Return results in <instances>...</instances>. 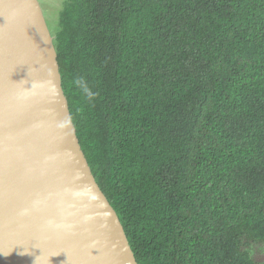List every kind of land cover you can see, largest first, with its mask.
I'll return each instance as SVG.
<instances>
[{
    "label": "trees",
    "instance_id": "1",
    "mask_svg": "<svg viewBox=\"0 0 264 264\" xmlns=\"http://www.w3.org/2000/svg\"><path fill=\"white\" fill-rule=\"evenodd\" d=\"M52 34L138 263L264 264V0H66Z\"/></svg>",
    "mask_w": 264,
    "mask_h": 264
},
{
    "label": "water",
    "instance_id": "2",
    "mask_svg": "<svg viewBox=\"0 0 264 264\" xmlns=\"http://www.w3.org/2000/svg\"><path fill=\"white\" fill-rule=\"evenodd\" d=\"M0 264H139L80 144L39 0H0Z\"/></svg>",
    "mask_w": 264,
    "mask_h": 264
},
{
    "label": "rangeland",
    "instance_id": "3",
    "mask_svg": "<svg viewBox=\"0 0 264 264\" xmlns=\"http://www.w3.org/2000/svg\"><path fill=\"white\" fill-rule=\"evenodd\" d=\"M42 9L44 11V15L46 18V21L48 23V26L53 32V30L58 26L59 23V16H60V11L62 10L64 3L66 0H39ZM256 247V246H255ZM254 247V252L255 258L264 263V246H260L255 248ZM260 250H262V253H259Z\"/></svg>",
    "mask_w": 264,
    "mask_h": 264
}]
</instances>
